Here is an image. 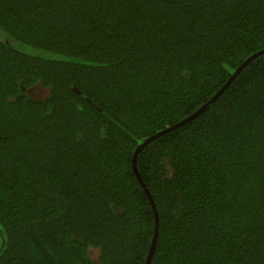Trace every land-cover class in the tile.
<instances>
[{
    "label": "trees",
    "instance_id": "trees-1",
    "mask_svg": "<svg viewBox=\"0 0 264 264\" xmlns=\"http://www.w3.org/2000/svg\"><path fill=\"white\" fill-rule=\"evenodd\" d=\"M262 49L264 0H0V264H147L137 145ZM137 166L149 264H264V53Z\"/></svg>",
    "mask_w": 264,
    "mask_h": 264
},
{
    "label": "water",
    "instance_id": "water-1",
    "mask_svg": "<svg viewBox=\"0 0 264 264\" xmlns=\"http://www.w3.org/2000/svg\"><path fill=\"white\" fill-rule=\"evenodd\" d=\"M264 53V49L260 50V51H257L256 53L252 54L251 56H249L245 61L244 63L237 69V71L232 75L230 76V78L228 79L227 83L213 96L211 97V99H209L207 101V103H205L200 109H198L197 111H195L194 113H192L190 116H187L186 118L182 119L181 121H179L177 124H175L174 126H171L169 128H166L164 130H161L160 132L154 134V135H151L149 137H146L145 139H143V141L141 143H139L137 145V148L135 149L134 151V155H133V169H134V172L136 173L140 183L142 184V186L144 187L145 191L147 192L149 198L151 199V202H152V206L154 207L155 209V213H156V221H155V224H156V227H155V236L152 240V244H151V248H150V251H149V254H148V257H147V264H149L150 262V259L153 255V252L155 250V244H156V240H157V235H158V223H159V217H158V212L156 210V205H155V202L154 200L152 199V196H151V193L147 187V185L145 184V182L143 181L142 179V176L139 172V169H138V166H137V157L140 153V151L146 146L148 145L151 141H153L154 139L160 137L161 135L167 133L169 130L173 129L174 127H177L179 125H183V124H186L188 121H190L194 116H196L197 114H199L201 111H203L210 103H212L216 97L224 90V88L226 87V85L236 76V74L244 67V65H246L250 60H252L253 58H255L256 56L260 55ZM74 89L78 92H80V90L77 88V87H74Z\"/></svg>",
    "mask_w": 264,
    "mask_h": 264
},
{
    "label": "rangeland",
    "instance_id": "rangeland-1",
    "mask_svg": "<svg viewBox=\"0 0 264 264\" xmlns=\"http://www.w3.org/2000/svg\"><path fill=\"white\" fill-rule=\"evenodd\" d=\"M47 88L43 87L41 85H36L34 88L30 89V93L31 95H37V96H42L45 95L47 93ZM93 256L96 258L97 257V250L92 251Z\"/></svg>",
    "mask_w": 264,
    "mask_h": 264
}]
</instances>
